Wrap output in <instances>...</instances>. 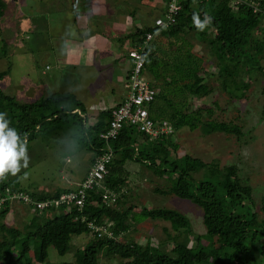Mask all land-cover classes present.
Instances as JSON below:
<instances>
[{
  "label": "trees",
  "instance_id": "obj_1",
  "mask_svg": "<svg viewBox=\"0 0 264 264\" xmlns=\"http://www.w3.org/2000/svg\"><path fill=\"white\" fill-rule=\"evenodd\" d=\"M162 1V9L153 21L166 10L169 0ZM248 1L256 2L260 10L254 12L247 2L233 4L231 0H176L180 9L174 23L161 27L152 22V25L136 28L125 35V38L133 39L126 56L130 49L140 52L141 75L143 72L150 75L145 81L155 90L153 100L146 105L148 116L154 123L165 120L172 130L150 137L131 125L123 124L116 138L110 141L113 156L106 163L99 186L85 189L80 209L64 204H51L39 209L35 203L54 199L60 193L79 188L77 184L83 180L91 163L103 150L98 133L108 129L111 107L101 108L93 122L85 125V108L70 93H55L33 102L20 103L0 89V112L7 114L5 119L10 121L9 127L15 128L22 138H26L27 146L34 138L42 143L68 134V138L75 140L79 148L90 153L82 179L67 188L55 187L53 191H48L29 181L22 184L26 178L24 167L16 175L7 174L6 179L0 180V218L12 204H18L30 212L22 231L5 226L0 221V256L4 258L5 264H33V258L38 263H45L48 247L54 248L58 255H63L68 250L71 236L82 233L87 234L88 239L80 249H76L77 257L60 264H98V255L115 257L117 264H262L264 205H260L263 216L259 218L251 188L237 177L235 166L227 165L222 170L217 164L204 163L188 153L180 156L176 153L178 144L174 134L181 128L192 130L201 126L205 132L218 131L240 136V127L231 121L210 118L213 114L210 107L181 111L174 107L170 98L156 90L161 83L174 90L180 82L176 87H180V93L186 91L195 96H205L213 91L204 81L207 75L216 78L220 90L227 94L233 93V97L241 99L244 98L249 81L258 73L263 80L260 93L264 104V64L261 63L264 61V14L261 11L264 0ZM4 6V0H0V16ZM194 13L199 14L201 21L207 14L211 17V23L204 30H199L193 22ZM187 29L199 30L200 39L208 44L207 53L216 72L206 71L197 65L191 66L190 50L185 48L188 45H183L180 40L172 52L177 63L172 66L173 74L170 75L171 66L161 60L162 72L156 74L154 71L158 62L153 61L155 52L147 47L152 35L162 30L177 35ZM258 29L261 33L258 41H255L254 34ZM147 33L150 39L146 41ZM3 41L0 39V47L5 57L7 45ZM182 46L185 50L183 54L179 52ZM4 57L1 59L3 62ZM5 67L2 66L4 69L0 70V80L9 71ZM126 79L127 74L125 82ZM125 82L123 85L127 92ZM125 95L115 105L120 104ZM159 99L164 102V108L162 105L157 106ZM213 106L219 108L216 102H213ZM158 109H161L160 116L155 114H159ZM169 109L170 112L167 111ZM29 155L28 166L39 159V155ZM130 165L134 167L130 168ZM142 168L166 181L161 187H154V192L188 200L200 208L204 233H191L187 218L173 208L138 207L128 200L132 181L128 177L130 173H140ZM199 169L202 171L196 178L193 173ZM105 191L108 199L102 198ZM18 193L27 195L29 201L10 202L7 194ZM112 195L113 200H110ZM128 219L134 222L143 219L166 221L176 230L175 237L183 239L192 236L198 245L173 241L171 234L166 231L163 243L157 241L156 245L151 244L148 239L144 242L135 241L128 235L134 228ZM88 222H91L92 227L88 226ZM100 226L111 230L112 236L106 233L98 236L93 227ZM165 241L168 245L163 250ZM28 243L31 247L27 249L25 245Z\"/></svg>",
  "mask_w": 264,
  "mask_h": 264
},
{
  "label": "rangeland",
  "instance_id": "obj_2",
  "mask_svg": "<svg viewBox=\"0 0 264 264\" xmlns=\"http://www.w3.org/2000/svg\"><path fill=\"white\" fill-rule=\"evenodd\" d=\"M118 2H116V7L119 6ZM123 8L124 6L122 10ZM129 8L131 7L124 9L128 10ZM141 10L145 11L146 8L141 6ZM149 12L155 14L156 10L153 13L151 10ZM16 15L17 17L13 21V28L16 31L18 30V33L13 35L10 29L4 33L0 31V36L2 37L0 39H4L3 42L7 45V56L4 57V53L1 50L2 43H0V70L4 69L2 66L9 68V71L0 80L1 91L20 103H29L51 94L62 93L63 82L72 81L70 77L62 76V57L58 59L52 58L42 52L35 51L33 46L37 42L34 41V35L31 33V30L27 31V29L22 28V15ZM38 20L43 21V17L36 19L34 22H39ZM260 33L259 29L255 32V41H258ZM45 35L47 36L46 32ZM180 40L183 42V45L184 43L188 45L184 47L190 50L188 53L190 54L189 62L191 66L197 65L206 69V71L216 72V67L211 63L210 55L207 53L208 44L200 39L199 30L187 29L186 31L178 32L177 35L168 34L164 30L152 35L150 44L147 47L152 52H155L153 61L158 62V67H155V73L162 72L160 68L161 60L171 66L170 75L173 74L172 66L177 63L172 52L176 46V42L179 43ZM179 49H181L179 52L181 51L183 54V51H185L183 46ZM3 57L5 58V62L1 61ZM55 63H58L61 68H56ZM261 63L264 64V61L262 60ZM46 65L48 66L47 69ZM100 71L101 73L98 77H86L90 80L89 86L91 88L94 86L100 88L102 83L108 80V71L104 68H100ZM142 75L146 81L150 78V75L144 72ZM215 79L214 76H204V81L211 86L213 91L200 97L186 91L180 93V87L176 89L181 84L180 82L176 84L174 90H171V87L167 88L163 83L159 84L160 86L156 87V90H159L167 98H170L174 107H177L181 111H188L195 107H210L213 109V114L210 118L231 121L240 127V136L228 135L218 131L205 132L201 126L192 130L181 128L174 134V139L178 144L176 153L177 156L188 153L193 157L199 158L204 163H215L222 170L227 165H234L237 177L251 188L257 216L260 218L263 216L260 205H264V104L262 103L260 93L263 80L258 73L255 74L252 80L249 81L248 88L243 96L244 98L237 99L233 97V93L227 94L223 90H220L219 83ZM213 102H216L219 108L214 107ZM85 105L88 111L86 112L87 120L85 121V125H88L94 120L91 113L92 110H99V106H92L91 99L86 101ZM161 105L164 108V102L159 99L157 106L161 107ZM65 107L70 108L68 105H65ZM158 110H160L159 114L156 112L155 114L160 116L161 109ZM167 111L170 112L171 109ZM163 117L166 119L165 115ZM67 135L61 136L62 138H58L57 140H49L42 143L37 142V138L28 142V153L39 155V159L32 162L28 167H24L23 172L26 171L24 173L26 178L23 179L21 177L23 179L22 184H27L29 181L32 185H39V188L42 187V189L53 191L55 187L67 188L73 185L74 182H79L82 179L90 153L79 148L75 140H70ZM29 154L28 156L30 157ZM131 167H134V165H130ZM201 171V169L195 171L193 176L199 177ZM128 180L132 181L129 185L130 191L127 198L132 203L138 207L144 205L147 207L173 208L187 218L191 233L195 235L204 233L199 207L188 200L180 199L173 195H160L154 192V187H161L166 182L163 178L155 176L149 170L142 168L138 174L132 175L130 173ZM134 214H137V212ZM29 215L30 212L25 211L22 206L12 204L8 211L1 216L0 221L5 226H11L22 231L23 224L27 221L26 219ZM128 222L134 226L128 235L135 241L144 242L145 239H148L151 244H157V241L163 243L165 239L164 232L166 231L171 234L173 241L175 239V241L179 240L186 244L198 245V242L192 236L183 239L175 237L174 233L176 230L171 228L168 222L160 219H143L139 222L128 219ZM87 239L88 235L85 233L73 235L71 236L68 250L63 255H58L54 248L48 247L45 263H38L34 261V258L32 262L33 264H60L64 261L73 260V257H77L76 249H80L87 242ZM202 242L205 243V241ZM167 245L168 243L165 241L162 249L164 250ZM25 246L27 249L31 247L30 243ZM29 256H31V253ZM3 261L4 258L0 256V264H5ZM261 262L264 264L263 260ZM97 263L117 264V259L115 257L108 258L98 255Z\"/></svg>",
  "mask_w": 264,
  "mask_h": 264
},
{
  "label": "crops",
  "instance_id": "obj_3",
  "mask_svg": "<svg viewBox=\"0 0 264 264\" xmlns=\"http://www.w3.org/2000/svg\"><path fill=\"white\" fill-rule=\"evenodd\" d=\"M116 2L119 3L118 7ZM162 2V0H4L0 31L4 33L10 29L11 34L18 33V30L13 28V21L17 17L16 14H21L22 28L31 30L35 37L34 41L37 42L33 49L52 58L62 57V76L72 79L71 82H63L62 93L74 95L82 102L86 112L88 111L85 103L89 99L92 100V106H99L100 110L103 107H112L126 93L123 84L131 64L126 51L133 39L125 38V35L136 28L152 25L153 18L161 11ZM123 6L131 8L122 10ZM141 6L146 10H141ZM150 10L152 13L156 10V13L151 14ZM40 17H43V21L34 22ZM55 65L56 68H61L58 63ZM45 67L48 68L47 65ZM100 68L108 71L109 78L100 88L95 86L91 88L90 80L86 77H98L101 73ZM95 110L91 112L93 117L99 111Z\"/></svg>",
  "mask_w": 264,
  "mask_h": 264
},
{
  "label": "built area",
  "instance_id": "obj_4",
  "mask_svg": "<svg viewBox=\"0 0 264 264\" xmlns=\"http://www.w3.org/2000/svg\"><path fill=\"white\" fill-rule=\"evenodd\" d=\"M233 4L247 2L252 11L257 12L260 9L257 7L256 2H249L248 0H231ZM261 11L264 14V7H261ZM180 9V4L176 0H169L166 6L164 14L154 19L156 26L165 27L175 22V15ZM150 39V34L145 35V40ZM127 56L131 59V65L128 69L126 88H128L123 101L111 107L109 127L105 132L98 133V137L103 142V150L101 154L95 157L90 167L88 168L83 180L77 184L79 186L76 190L60 193L56 198L47 200L44 202L38 201L35 206L39 209L47 205L53 204L54 206L66 205L67 207L75 206L80 209L83 204L84 191L90 189L93 186H99V183L103 177L106 163L110 161L113 156V149L110 145V141L115 139L119 129L123 124L131 125L137 128L139 131L148 134L149 136H155L161 133L171 132V126L165 120L160 123H154L148 116L146 105L150 103L155 95V90L148 86L147 82L141 75L142 57L140 52L135 49H130L127 52ZM10 202L14 200L29 201V197L25 194H7ZM106 191L102 194V198H107ZM110 200H113V195ZM1 202V201H0ZM88 226L92 227L91 222H88ZM94 231H97V235L100 236L106 233L108 236H112L111 230H107L104 226L93 227Z\"/></svg>",
  "mask_w": 264,
  "mask_h": 264
},
{
  "label": "clouds",
  "instance_id": "obj_5",
  "mask_svg": "<svg viewBox=\"0 0 264 264\" xmlns=\"http://www.w3.org/2000/svg\"><path fill=\"white\" fill-rule=\"evenodd\" d=\"M193 22L199 30H204L211 23V17L206 14L201 21L199 14L194 13ZM6 115L0 112V180L6 179L7 174L16 175L22 167L28 166L30 159L26 138H22L15 128L9 127L10 121L5 119Z\"/></svg>",
  "mask_w": 264,
  "mask_h": 264
}]
</instances>
